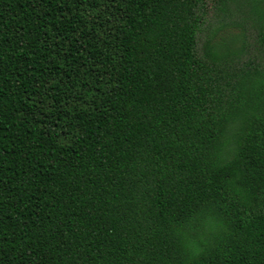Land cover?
I'll return each instance as SVG.
<instances>
[{"label": "trees", "instance_id": "16d2710c", "mask_svg": "<svg viewBox=\"0 0 264 264\" xmlns=\"http://www.w3.org/2000/svg\"><path fill=\"white\" fill-rule=\"evenodd\" d=\"M194 250L264 264V0H0V264Z\"/></svg>", "mask_w": 264, "mask_h": 264}, {"label": "clouds", "instance_id": "9594fccd", "mask_svg": "<svg viewBox=\"0 0 264 264\" xmlns=\"http://www.w3.org/2000/svg\"><path fill=\"white\" fill-rule=\"evenodd\" d=\"M203 223L209 235H218L222 231H227L226 225L214 217H205ZM200 255V250L190 251L188 256L189 264H193Z\"/></svg>", "mask_w": 264, "mask_h": 264}, {"label": "rangeland", "instance_id": "374dc122", "mask_svg": "<svg viewBox=\"0 0 264 264\" xmlns=\"http://www.w3.org/2000/svg\"><path fill=\"white\" fill-rule=\"evenodd\" d=\"M239 29L235 28L234 26L230 25L229 27L226 28L225 31L221 32L218 37L217 40H222V39H227L230 36H234L236 33H239Z\"/></svg>", "mask_w": 264, "mask_h": 264}]
</instances>
